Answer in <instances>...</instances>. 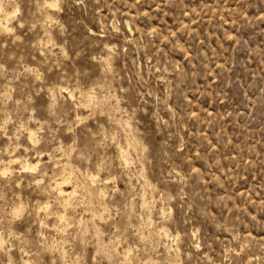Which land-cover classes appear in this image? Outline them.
<instances>
[{"label":"rangeland","instance_id":"374dc122","mask_svg":"<svg viewBox=\"0 0 264 264\" xmlns=\"http://www.w3.org/2000/svg\"><path fill=\"white\" fill-rule=\"evenodd\" d=\"M2 2L0 264H264V0Z\"/></svg>","mask_w":264,"mask_h":264},{"label":"bare ground","instance_id":"6f19581e","mask_svg":"<svg viewBox=\"0 0 264 264\" xmlns=\"http://www.w3.org/2000/svg\"><path fill=\"white\" fill-rule=\"evenodd\" d=\"M3 1V0H2ZM0 2V11L1 10H7V8H5L4 7V4H3V2ZM54 2H56V1H54ZM10 11V10H9ZM16 11V10H15ZM11 12H12V10H11ZM5 15V18H6V20H8V19H10L8 16H7V14H4ZM12 15V14H11ZM3 28H9V23L8 22H6L5 20H3L2 19V17H1V14H0V29H3ZM44 38H46V37H44ZM43 39V38H42ZM46 40L44 39V40H42V42H45ZM62 86V85H61ZM67 90V89H66ZM74 90V89H73ZM90 93H92V92H90ZM70 94H71V92H70ZM72 95H74V93H72ZM28 137H29V140H30V142H32L33 144H36L38 141H39V139H38V136L36 135V132L33 130V129H29V131H28ZM133 141V140H132ZM129 145H131V144H129ZM137 145V144H136ZM8 149V148H7ZM125 152V151H124ZM13 153V152H12ZM1 158V157H0ZM5 159V158H4ZM12 159H13V157H12ZM127 159V158H126ZM6 160V159H5ZM20 160V158L18 157V156H16L15 158H14V160L13 161H19ZM33 160V159H32ZM32 160H27L26 159V161H21V168H22V170L23 171H28V170H34V169H36V168H38V166L40 165V160H38V161H32ZM7 161V160H6ZM125 161H127V160H125ZM8 162V161H7ZM8 165H6L5 167L3 166V168H1L2 169V173H4V174H6L7 172H9L10 170H11V166L12 165H9V162L7 163ZM69 165V164H68ZM72 166V165H71ZM67 167V166H66ZM73 167V166H72ZM75 167V166H74ZM63 170H65V171H63V174H61V175H59V174H55V175H53L52 177H51V179H52V182H51V186H53V184H54V186L53 187H55V188H57L58 189V191H59V194L61 195V198H62V200H61V202H62V204L63 205H65V206H67L68 204H69V202H70V197L69 196H71V195H73V194H75V192H77L76 191V189L74 188V189H72V190H69V189H67L66 188V186L67 185H69V182H70V180H71V178H72V176L74 175L75 176V174H73L74 173V171H73V169H66V168H64ZM77 172H79V171H77ZM77 174V173H76ZM79 174H81V172L79 173ZM86 176V175H85ZM94 177V176H93ZM92 177V178H93ZM84 178V177H83ZM86 178H88V177H86ZM85 179V178H84ZM79 180V179H78ZM95 181V180H94ZM78 183L80 182V181H77ZM87 182V181H86ZM91 182V181H90ZM95 183V182H94ZM81 184L82 183H80V185L79 186H81ZM91 184V183H90ZM83 185V184H82ZM94 187V186H93ZM98 189V188H97ZM55 190V189H54ZM99 190V189H98ZM101 191V190H100ZM91 193V192H90ZM96 194L98 193V192H95ZM103 193H104V191H103ZM77 194V193H76ZM104 195H105V193H104ZM74 196V195H73ZM99 196V195H98ZM101 197H103V196H101ZM73 198V197H72ZM72 200V199H71ZM101 200V199H100ZM47 209H50V204H48L47 206ZM25 209V204H24V202H20L16 207H15V212H17V213H19V214H21L22 212H23V210ZM60 215V217H65V215H66V213H60L59 214ZM166 233H167V231H166ZM1 244V243H0Z\"/></svg>","mask_w":264,"mask_h":264}]
</instances>
